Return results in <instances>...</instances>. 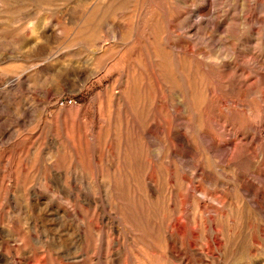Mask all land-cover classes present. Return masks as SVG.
<instances>
[{"label":"rangeland","instance_id":"rangeland-1","mask_svg":"<svg viewBox=\"0 0 264 264\" xmlns=\"http://www.w3.org/2000/svg\"><path fill=\"white\" fill-rule=\"evenodd\" d=\"M0 264H264V0H0Z\"/></svg>","mask_w":264,"mask_h":264},{"label":"bare ground","instance_id":"bare-ground-1","mask_svg":"<svg viewBox=\"0 0 264 264\" xmlns=\"http://www.w3.org/2000/svg\"><path fill=\"white\" fill-rule=\"evenodd\" d=\"M164 76V75H163ZM168 77V76H167ZM172 82V81H171ZM195 101V100H194Z\"/></svg>","mask_w":264,"mask_h":264}]
</instances>
